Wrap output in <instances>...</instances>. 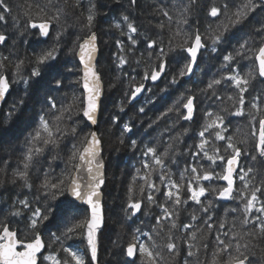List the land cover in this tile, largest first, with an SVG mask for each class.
<instances>
[{"label":"snow or ice","instance_id":"snow-or-ice-1","mask_svg":"<svg viewBox=\"0 0 264 264\" xmlns=\"http://www.w3.org/2000/svg\"><path fill=\"white\" fill-rule=\"evenodd\" d=\"M129 4L138 6V0ZM197 4L162 2L149 13L158 17L155 23L148 20L151 32L130 14L122 13L111 24L125 38L115 40L112 60L116 82L126 83L119 112L142 93H153L145 104H154L158 94L159 103L166 104L169 89L179 92L174 103L149 119L145 132L155 131L161 121L164 126L152 142L141 141L143 147L132 139V119L121 124L113 116L110 121L119 127V144L127 138L142 156L127 189L124 217L132 220L139 213L152 218L148 231L140 226L132 231L122 249L125 264H264V89L254 83L264 84V15L257 19L264 14V0L214 2L206 26L190 22ZM98 15L94 0H25L15 13L7 0H0V25L11 19V29L23 37L17 42L7 27L0 31L5 123L25 106L33 84L54 67L66 46V54L74 57L67 71L81 73L74 82L82 89L64 90L57 71L50 81L55 87L45 95L19 161L14 167L7 159L0 161V185L21 189L0 212V264H97L98 235L105 226L104 146L102 134L94 129L104 94L97 59ZM234 30L244 33L235 44ZM29 38L47 47L21 54L20 46L28 45ZM218 52L222 62L203 87H175H183L182 80L191 82L185 78L195 75L198 57ZM158 81L165 86L160 88ZM14 85H23V95L13 96ZM201 102L208 107L201 109ZM138 111L147 115L144 106ZM200 111L198 141L181 148L189 133L183 122H194ZM185 151L190 156L182 167ZM56 161L64 165L59 173L53 167ZM153 208L159 211L153 214ZM51 224L57 231H51ZM76 237L86 242L85 250L68 243Z\"/></svg>","mask_w":264,"mask_h":264},{"label":"trees","instance_id":"trees-1","mask_svg":"<svg viewBox=\"0 0 264 264\" xmlns=\"http://www.w3.org/2000/svg\"><path fill=\"white\" fill-rule=\"evenodd\" d=\"M7 2L13 6L15 13L16 6L25 3V0H7ZM94 2L97 4L99 11V15L97 16L96 31L99 36L101 48L99 70L102 74L103 81L106 87L105 102L107 97H109V95L111 94V98H109L110 102H107V105L104 102L102 108L100 130L103 121L102 119H106L107 124L113 129V132H116V134L119 136V127L114 126L110 123L111 118L113 116L119 117L121 124L132 119V121L136 124V128L134 129V132L136 134L130 135H132V139L137 140V143L138 145H140V147H143V144L152 142L164 126V121H161L159 126H154V128L156 129L155 131L149 129L148 132H145L144 129L147 128L149 119H155V117L159 115L160 112L163 111L168 105L174 103L177 96L179 95V92L173 91V89H169L171 96L169 99H167L166 104L159 103V94L155 97L156 102L154 104H145V98L147 96H152L153 94L146 93L139 102L135 103L133 106L128 105L124 112H119L117 105L123 97V90L126 87V83L120 84L116 82V68L112 60L113 53L117 51L115 47V40L125 38L120 37L119 32L116 29L112 28L111 24L114 20L118 19L122 13H124L130 14L132 18L137 22V24L142 27L143 30L149 32L154 31V28H152L148 24V20L152 19L153 23H155L158 17L150 16L149 13L153 12V10L157 8L162 2L169 3V0H138V6H130L129 0H94ZM214 2H222V0H198V4L195 8L190 22L199 24L201 26H206L205 19L207 17V10L210 9ZM261 15L264 14L258 13L257 19H259ZM5 27L9 29L8 34L15 37L17 42L23 40V37H20L14 30L11 29V19H9L7 25H0V31H3ZM234 32L235 35L232 39L233 44H235V42L244 35L243 32H239L236 30H234ZM8 43L9 45H11L12 40H9ZM44 47H47V45L35 40L34 38H29L28 45L20 46V53L23 54L26 49L28 54L31 55L33 50L39 51ZM66 48L67 46L61 50V55L58 57V60L56 62H53L54 67L51 68L49 72L45 73L44 77L40 80L39 83L33 84L32 90L30 91L28 97L25 98V106L7 123H5V114L8 110L7 105H2L0 109V161L7 159L10 161L13 167L19 161L23 149V142L38 121L40 109L42 104L44 103L45 95L48 93L50 88L55 87V85L51 84L50 81L52 79V76L55 75L57 71L60 74L59 78L63 79V83L66 86L64 90L80 89V86L77 85L74 81L81 73L75 71H67V68L73 67L74 57L66 54ZM229 50L231 49L229 48ZM221 62L222 54L220 52L212 56H205L202 59L199 58V66L196 68L194 77L190 79L191 82L185 83L184 80H182L181 85H183V87H181L180 85H177L175 87L179 88L180 91H183L184 88H192L195 91L197 87H203L212 77V75L217 72V69L219 68ZM75 63L78 65L77 60L75 61ZM243 63L250 64L251 61H245ZM175 68L176 65H173L171 70H175ZM246 70L247 69H245V71ZM185 80L187 79L185 78ZM113 83H116L117 86L110 87V85ZM145 83L149 84V82ZM254 83H256L257 88L264 89V84H260L258 81ZM159 86L160 88H163L165 84L161 82ZM80 90L82 91V89ZM11 91L13 92L14 97L17 95H23V85H14ZM153 92L158 93L159 90L153 86ZM52 95H58V93L52 92ZM9 103H11V100H9ZM141 106L145 107V112L147 113L146 116L145 114L139 113L138 109ZM200 106L201 109L207 108L208 102H201ZM202 116L203 112L200 111L197 113L194 122H183L186 126L189 127V133L188 135L183 137L184 144L181 145V148H183L184 145H193L198 141L199 138L197 136V133L200 129V124L203 122L201 119ZM232 119L235 120L238 118ZM149 133H151V135H149ZM100 134L103 135V138L105 140L103 141V144L104 142L106 144L105 137L107 134H105L104 136L102 131H100ZM2 135L4 136L2 137ZM167 136L168 134L165 133V140L167 139ZM141 141H143V144H141ZM129 145L130 141H128L126 138L125 144L123 145L125 153L122 157V164L125 167V171L123 173V179L122 182H120L119 188H114L115 190H117V198L113 202L112 198L108 195V199L107 201H105L106 223H108L112 228V231L109 233L106 239L107 245H111V247L114 246L115 249L117 247L118 249L115 251L114 255H110L111 257L108 256V253H106L107 257H104L103 255H101V257L99 256L100 264H125V261H127V257L122 254V249L126 245L127 241L130 240L132 231H134V229L138 226L143 227L145 231H148L152 223L151 217H144L140 214H138L137 217H133L132 220H126L124 217L123 209L126 206L127 202V189L132 176L135 174V169L141 166L140 161L142 159L140 150L137 149L134 151ZM189 156L190 154L185 151V155L180 157L182 161V167L183 161L187 160ZM105 160L107 165L108 182V180L110 179V170L112 169V167L110 165V161L106 159V152ZM241 163H246V161L242 158ZM44 167H47V163H44ZM53 167L56 169V172L59 173L60 169L63 168L64 165L60 161H56L53 163ZM106 189L107 185L104 192H106ZM20 192V188L10 183L0 185V212L6 211L8 205L13 199L16 198L17 193ZM61 199L63 200L65 198L61 197ZM57 203H59V201H57ZM222 203L227 205L230 202ZM158 211L159 209H152L153 214L157 213ZM142 221H144L148 226L145 227V224L141 223ZM49 227L51 228V231H57V227L55 224H51L49 225ZM115 229L124 230L125 236L123 235V237L121 236L113 238ZM104 231L105 229L101 232ZM141 239L145 238L141 237ZM100 241L101 233L98 236L99 245L101 244ZM68 243L73 248L80 249L82 251L86 249V242L79 237L74 238ZM86 259L90 260V256H87ZM137 264H139V262H137Z\"/></svg>","mask_w":264,"mask_h":264},{"label":"rangeland","instance_id":"rangeland-1","mask_svg":"<svg viewBox=\"0 0 264 264\" xmlns=\"http://www.w3.org/2000/svg\"><path fill=\"white\" fill-rule=\"evenodd\" d=\"M109 98H111V94L106 99V102H105L106 105H107V102H110ZM102 120L103 121H102V125H101V130H99V131H102L104 136H105V134H107L105 137L106 138V144L104 142V150L106 152V159L108 161H110V165L112 167V169L110 168L111 169L110 170V179L107 182L108 184H107V189L105 192V201H107L108 195H109L112 198V201L114 202L117 198V195H118L117 190H115V189H117L116 187L119 188L120 182H122V179H123V173L125 171V167L122 164V162H123L122 157L124 156L125 149H124L123 145L119 144V142L117 140L118 135L116 134V132L115 133L113 132V129L107 124L106 119L105 120L102 119ZM3 136L4 135H2V137ZM102 138H103V135H102ZM103 141H105L104 138H103ZM106 225H105L106 228L104 227V229H105L104 232H101L104 229L100 230V233H101V241H100L101 246L99 245V256L100 257H101V255H103L105 257L106 253H108V256H110V255L112 256V255H114L115 251L118 249L117 247L115 249L114 246L111 247V245L110 246L107 245L106 239H107L109 233L112 231V228L108 223H106ZM100 233H99V235H100ZM123 235L125 236L124 230L115 229L113 238L121 237V236L123 237ZM99 264H100V262H99Z\"/></svg>","mask_w":264,"mask_h":264},{"label":"water","instance_id":"water-1","mask_svg":"<svg viewBox=\"0 0 264 264\" xmlns=\"http://www.w3.org/2000/svg\"><path fill=\"white\" fill-rule=\"evenodd\" d=\"M98 45H99V52L97 53V59H98V65H99L100 56H101V48H100L99 39H98ZM198 63H199V57H198ZM196 68H194V72L196 71ZM191 78L192 77H186L187 80H190ZM102 79H103V77H102ZM157 83L160 84L161 81H158ZM103 84H104V94L101 97V108H100V112H99V115H98V124L96 126H94V129L97 130L99 133H100L99 129H100L101 112H102L103 104H104L105 98H106V87H105L104 81H103ZM146 85H148V84H146ZM145 94L146 93H142L140 96H138L137 100L133 101V103L131 105H134L135 103L139 102L144 97ZM1 107H2V105H0V109H1ZM103 146H104V144H103ZM103 156H104V162H105V185L101 189V193H102L101 204H102L103 211H104V219H105V225H106L105 192L104 191H105V188H106V185H107V165H106V161H105V151L103 153ZM69 199H71V197H69ZM81 207H86V206L85 205H81ZM104 227L102 229H104ZM127 260H128V258H127ZM97 264H99V248H98V261H97Z\"/></svg>","mask_w":264,"mask_h":264},{"label":"flooded vegetation","instance_id":"flooded-vegetation-1","mask_svg":"<svg viewBox=\"0 0 264 264\" xmlns=\"http://www.w3.org/2000/svg\"><path fill=\"white\" fill-rule=\"evenodd\" d=\"M193 77H194V76H193ZM193 77H192V78H193ZM192 78H191V79H192ZM103 105H104V104H103ZM130 106H133V105L130 104ZM222 183H223V182H222Z\"/></svg>","mask_w":264,"mask_h":264}]
</instances>
